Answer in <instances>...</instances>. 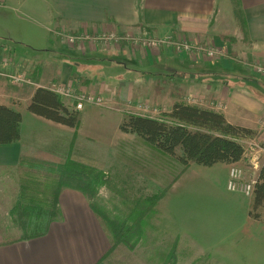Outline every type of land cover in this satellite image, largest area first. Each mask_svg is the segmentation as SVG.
<instances>
[{
    "label": "crops",
    "instance_id": "1",
    "mask_svg": "<svg viewBox=\"0 0 264 264\" xmlns=\"http://www.w3.org/2000/svg\"><path fill=\"white\" fill-rule=\"evenodd\" d=\"M111 33L137 41L193 42L226 54L208 59L169 44L142 47L133 40L119 47L94 42L71 46L65 37ZM12 61L22 63L23 73L9 69ZM253 64L264 65V0H0V83L12 87L41 88L45 83H37L34 73L43 66L47 74L43 72L41 81L48 80L46 84L75 86L77 92L94 89L109 104H156L167 113L176 104H191L222 113L227 120L235 115L233 120H242L237 126L257 131L254 139L264 123V77ZM13 75L31 82L13 84ZM57 97L75 111L74 100ZM0 105L22 115L21 140L0 145V167L16 168L24 151L37 150L24 143L26 115L65 126L31 113L19 95L0 93ZM250 158L235 165L242 167L245 159L256 163L258 155ZM232 165L208 169L226 178ZM59 198L61 217L45 236L12 238L16 240L6 244L8 238L0 231V264H110L111 237L88 199L70 189ZM253 202L238 208L242 222L228 221L224 244L206 246L210 257L221 264H255L256 259L264 264V217L251 216Z\"/></svg>",
    "mask_w": 264,
    "mask_h": 264
},
{
    "label": "rangeland",
    "instance_id": "2",
    "mask_svg": "<svg viewBox=\"0 0 264 264\" xmlns=\"http://www.w3.org/2000/svg\"><path fill=\"white\" fill-rule=\"evenodd\" d=\"M9 69L23 73L24 67L12 61ZM68 88L75 95L82 93L75 86ZM92 90L84 92L94 93L102 103L81 112L77 130L26 115L23 135L27 142H23L37 149L57 147L65 154L72 146L71 159L93 166L100 173L98 193L94 200H88L90 204L110 220H127L132 224L135 219V224H141L125 243L112 245L106 261L110 264H221L204 249L213 243L224 244L229 236L228 221L242 222L238 208L247 206L255 195L229 191L228 177L209 171L211 167L196 164L174 183L183 166L162 155L138 135L121 131L122 117L126 114L162 119L167 112L156 104L147 108L109 104V98ZM234 117H228V121H234L236 126L242 123L240 119L233 120ZM248 160L241 166L247 178L254 179L264 167V156L258 154L259 171ZM170 184L173 186L167 193ZM18 191L16 168L0 167V231L8 239L22 237L21 231L12 226L8 213ZM146 200H158L149 212L140 208ZM251 216L264 217V202L257 208L253 206ZM140 218L143 219L138 221ZM260 263L261 259H256L255 264Z\"/></svg>",
    "mask_w": 264,
    "mask_h": 264
},
{
    "label": "trees",
    "instance_id": "3",
    "mask_svg": "<svg viewBox=\"0 0 264 264\" xmlns=\"http://www.w3.org/2000/svg\"><path fill=\"white\" fill-rule=\"evenodd\" d=\"M35 70L34 80L46 83L48 80L41 81V78L44 73L47 74V70L43 71V66ZM0 93L25 98L27 109L39 117L76 130L80 125L81 115L66 108L57 95L47 89H35L33 86L21 89L3 82L0 83ZM163 116L162 119H153L126 114L122 117L121 131L138 135L162 155L183 166L174 183L193 164L212 167L219 163L232 165L241 161L245 154L242 141L256 135L251 129L231 124L224 114L196 105L176 104ZM21 121L20 113L0 105V145H10L21 140ZM71 148L66 154L57 147L22 153L16 167L19 191L8 212L12 226L22 233L20 239H34L48 233L51 223L61 217L59 197L64 190L77 191L90 201L97 195L96 185L100 183V173L93 166L71 159ZM258 177L254 189L255 208L264 202V167ZM172 186H168L167 193ZM157 201L146 200L140 208H143V212H149ZM91 208L100 222L111 230L109 235L114 246L125 243L128 236H132L130 233L141 228V224H135V219L132 224L127 220L118 222L103 216L92 202ZM15 240L6 239L4 243Z\"/></svg>",
    "mask_w": 264,
    "mask_h": 264
},
{
    "label": "built area",
    "instance_id": "4",
    "mask_svg": "<svg viewBox=\"0 0 264 264\" xmlns=\"http://www.w3.org/2000/svg\"><path fill=\"white\" fill-rule=\"evenodd\" d=\"M66 42L69 43L71 46H75L79 43H88V42H94V43H100L105 44L107 46L115 45V46H121L123 43H126L128 41L133 40L134 42H137L138 44L142 45L143 47H159L162 43L163 44H169L173 48L176 49V51H179L181 53H187L190 55H196V56H203L208 59H216L220 57H224V52L216 47H207L202 46L198 44H194L193 42H187V41H172V40H165L160 41L156 39H139L140 41L134 40L132 38L121 36L119 34H103V35H71L68 34L65 36ZM252 69L257 72V74H260L262 77H264V65L263 64H253ZM13 84L16 85H23L28 84L31 82L27 76L23 75H13L10 76ZM40 87L42 89H47L55 95H61L63 97H68L71 100H74V108L75 111H83L85 108H88V106H94V105H101L102 99L96 97L93 94L82 92L79 95L73 94L74 91L72 89L59 86L55 83H51L50 85H43L41 84ZM244 148H245V154L244 157H251V159L255 158L260 152L264 153V123L262 125V129L259 133V135L254 138L250 139L248 141H242ZM258 160V159H257ZM252 163L253 169L256 171H259L260 167L259 164ZM229 182H228V189L232 192H239L243 193L247 196H253L255 194L256 185L258 182L259 177L256 176L254 179L247 178L246 172L241 168L239 165H232L230 168L229 173Z\"/></svg>",
    "mask_w": 264,
    "mask_h": 264
}]
</instances>
